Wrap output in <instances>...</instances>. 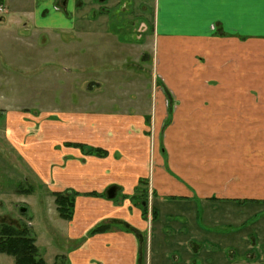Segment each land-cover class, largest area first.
Instances as JSON below:
<instances>
[{"label": "crops", "instance_id": "1", "mask_svg": "<svg viewBox=\"0 0 264 264\" xmlns=\"http://www.w3.org/2000/svg\"><path fill=\"white\" fill-rule=\"evenodd\" d=\"M0 3L4 6L0 32L9 24L39 32L74 30L76 0ZM153 24L157 69L175 100L173 121L166 127L165 136L163 131V147L159 132L168 106L162 91L154 97L153 146L141 113L144 110L136 111L135 107L113 112L104 108L93 114L54 111L62 120L40 124L29 152L31 158L21 143L18 113L8 106L0 107L6 123L4 136L52 193H76L64 237L74 246L65 264H137V255L138 264H142L139 244L146 236L143 233L149 236L152 223L143 218L139 207L144 202L140 205L136 198L139 182L149 176L150 157L154 162L150 180L157 221L162 215L168 216L165 212L190 208L164 207V196H168L178 198L173 201L223 203L224 207H204L208 209L205 220L201 217L205 226L230 228L251 219L254 222V229L241 237L225 235L222 239L210 234V238L200 235V241H195L188 232L182 237L186 239L178 237L179 244L200 245L206 239L226 249H240L235 241L244 244L249 238L250 245L243 253L253 257L247 263L242 258L243 262L264 264V216H260L264 211L260 207L264 206V0H154ZM0 99L3 101V96ZM146 109L149 106H145L147 113ZM80 115L84 116L80 122L70 118ZM73 125L77 126L74 131ZM89 147L101 149L105 155H89ZM38 151L53 153L44 167L37 159ZM164 158L170 172L165 169ZM111 186L116 187L115 195L106 198L104 194ZM240 201L257 207L245 221L232 223L231 206ZM217 210L225 212L219 220L213 213ZM195 216L194 226L199 229V213ZM165 223L157 226L159 242L164 240ZM100 225L108 227L93 231ZM183 225L178 223L179 228ZM149 247L151 250V242ZM184 251L185 247L183 259L171 253L169 264H202L201 260L205 264H244L233 258V249L227 253L230 257L210 249L202 258L197 253L186 257ZM0 264L14 261L0 253Z\"/></svg>", "mask_w": 264, "mask_h": 264}, {"label": "rangeland", "instance_id": "2", "mask_svg": "<svg viewBox=\"0 0 264 264\" xmlns=\"http://www.w3.org/2000/svg\"><path fill=\"white\" fill-rule=\"evenodd\" d=\"M153 2L76 0L73 31L39 32L31 27L22 28L19 24H9L3 28V32H0V97L3 96L0 107L8 106L9 110L18 113L16 125L20 126L21 143L29 150L27 154L39 135V126L49 121L62 120V117L54 115V111L93 114L104 108L112 112L125 108L144 110L141 113L149 127L147 135L153 146L156 112L154 97L161 91L167 97L168 106L159 132L160 147H163V131L165 136L166 127L173 121L171 111L175 100L163 84L156 65ZM146 105L149 106L147 113ZM70 118L79 119L80 122L84 116ZM4 125V117L0 115V223L27 228L46 264H65L67 253L74 246L64 238L68 220L58 215L50 186L36 176L20 151L11 148V142H7L4 136ZM76 128L75 125L71 127L73 131ZM38 152L37 159L42 160L44 167L53 153ZM28 156L31 158V153ZM164 165L170 172L165 158ZM153 168L154 162L150 157L149 176L139 182L140 194L136 198L140 205L144 202V206L139 207L143 218L152 223L148 228L149 236L147 232L143 233L146 236L139 244L138 253L142 264H169L173 260L171 253L181 258L184 247L186 257L189 254L193 257V253H197V257L202 258L203 253L209 252L208 249L226 254L233 249V258L241 263L244 260L247 263L253 257L243 253L250 245L249 238L244 244L235 241L240 249H226L206 239L200 245L179 244L178 237L182 238L188 232L193 234L195 241H200V235L210 238V234L220 235L222 239L225 235L226 238L238 234L241 237L254 229V222L251 219L243 224H233L230 228L205 226L201 217L205 220L208 209L204 207H224L221 205L223 203L208 204L195 199L173 201L178 198L168 196H164V207H190L180 210L189 220L178 215L181 214L179 211H171L165 212L168 216L162 215L157 221L158 212L155 210L150 180ZM240 203L231 206L232 223L245 221L247 215L255 210L253 207H257L243 204L242 201ZM195 209L199 213V220L196 221L199 229L194 226V218L198 214ZM213 213H216L218 220L225 214L224 210ZM228 213L227 216H231ZM260 216H264V211ZM165 221L164 240L159 242L155 233L158 223ZM184 222L187 224L183 225ZM178 223L183 225L182 228L178 227ZM188 223H191L190 228ZM251 244L254 246L256 243L251 240ZM201 261L205 264L204 260Z\"/></svg>", "mask_w": 264, "mask_h": 264}, {"label": "trees", "instance_id": "3", "mask_svg": "<svg viewBox=\"0 0 264 264\" xmlns=\"http://www.w3.org/2000/svg\"><path fill=\"white\" fill-rule=\"evenodd\" d=\"M87 152L97 156L105 155V152L98 148L89 147ZM53 195L58 215L63 219L70 220L76 193L72 190H64L53 192ZM107 227L108 225H100L93 231H101ZM0 253L11 256L14 264H46L38 253L35 239L30 236L25 227L18 228L11 224L0 223Z\"/></svg>", "mask_w": 264, "mask_h": 264}, {"label": "water", "instance_id": "4", "mask_svg": "<svg viewBox=\"0 0 264 264\" xmlns=\"http://www.w3.org/2000/svg\"><path fill=\"white\" fill-rule=\"evenodd\" d=\"M115 190H116V187H114V186L109 187L106 190V196H107V198H113L114 195H115Z\"/></svg>", "mask_w": 264, "mask_h": 264}, {"label": "built area", "instance_id": "5", "mask_svg": "<svg viewBox=\"0 0 264 264\" xmlns=\"http://www.w3.org/2000/svg\"><path fill=\"white\" fill-rule=\"evenodd\" d=\"M4 11V6L2 3H0V13Z\"/></svg>", "mask_w": 264, "mask_h": 264}]
</instances>
